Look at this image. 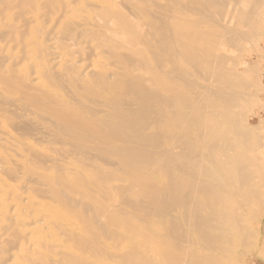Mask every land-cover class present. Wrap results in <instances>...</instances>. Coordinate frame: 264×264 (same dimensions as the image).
<instances>
[{
    "label": "bare ground",
    "instance_id": "bare-ground-1",
    "mask_svg": "<svg viewBox=\"0 0 264 264\" xmlns=\"http://www.w3.org/2000/svg\"><path fill=\"white\" fill-rule=\"evenodd\" d=\"M263 6L0 0V264H224L264 177L229 110Z\"/></svg>",
    "mask_w": 264,
    "mask_h": 264
},
{
    "label": "rangeland",
    "instance_id": "rangeland-1",
    "mask_svg": "<svg viewBox=\"0 0 264 264\" xmlns=\"http://www.w3.org/2000/svg\"><path fill=\"white\" fill-rule=\"evenodd\" d=\"M249 24L251 26L247 27L244 24V26H242V28H239L238 31H240V29L244 31V27L245 28L247 27L250 29V32L248 29V33L249 34L253 33V34H250L251 35L250 38L248 37L249 36L248 34L246 38H249V39L247 40L246 38H243L244 36H246L247 33L244 31L246 34H243L242 32L244 36L241 37L242 39L239 42V47L237 46L239 49L237 48L238 49L237 50L235 48L237 51L235 49L230 50L231 59L234 62V63L231 62L230 68H232L234 71L237 70V73H236L237 75H239L240 72L243 73L244 75L243 74L242 75L243 77L245 76L244 78H246L245 80L247 83L245 85H248V83L250 84L248 86H244L245 87L244 92H246L247 98L245 97L246 94H243V93L239 94L236 97L237 99H235L237 103L234 102L235 103V104L233 103L234 107L232 106H231L232 108L229 107V110L233 111V109L236 108V104H238L237 107L239 109L238 108L235 109L236 113L234 112L235 114L234 118L237 117L241 119L242 117V119L248 118L250 120L249 123H247L246 125V129L250 130V132L249 130H247L248 131L247 135L251 137L255 134V136H253L254 137L253 139L246 141V145H247L246 153L248 156L247 158L250 157L249 159H251V161H254V162H252V165H251V161L248 159L250 161V164L248 163V166L251 169L256 168L258 170L260 168L259 169L260 171L259 170L257 171L255 169L258 172V174H260L261 171H264V170H261L262 169L261 167H263L264 169V148L261 147V145H264V6H263V9L259 12V14H257L253 23L249 21ZM249 24L246 23V25H249ZM243 39H245V41ZM245 71L246 73H244ZM242 75L240 74L239 76L242 78ZM243 98L244 99L246 98L245 99L246 102L240 103V100H242ZM240 109H241V112H240L241 115L239 114ZM232 111L231 113H233ZM237 115H239L240 117ZM252 127H253V130H252ZM249 141H251V143H249ZM255 144L257 147H259V144H260L259 149L256 147L254 148ZM251 147H253L255 150L253 148L252 150H250ZM256 149H258L259 151L258 150L256 151ZM256 153L258 155H256ZM255 155L258 156L257 159L259 158V160L256 161V158L254 160ZM256 162H257V166L260 163L259 166L261 167L258 168L256 165L254 167L253 164H255ZM157 176L155 175L157 179L160 178L159 182L160 183L161 181L163 182L164 179H161L162 176L161 175H157ZM260 178H262L261 183L262 182L263 183L261 184L262 187L261 186L259 187L261 189L260 190L261 195H260L259 200L257 202H252L251 204L246 205L245 208L241 209L240 211L244 217V225H243L242 230L241 229L238 231L233 230L232 232L228 234L229 241H227L228 243L227 248L229 249V255L227 256L226 262L224 264H264V233H263V226H264V181L263 180H264V177H260ZM150 227L152 229L159 228L160 224L157 222H152L150 224ZM245 233H249L250 235V237L248 238L249 240L247 239V241L246 239H243V236Z\"/></svg>",
    "mask_w": 264,
    "mask_h": 264
},
{
    "label": "crops",
    "instance_id": "crops-1",
    "mask_svg": "<svg viewBox=\"0 0 264 264\" xmlns=\"http://www.w3.org/2000/svg\"><path fill=\"white\" fill-rule=\"evenodd\" d=\"M263 233H264V226H263Z\"/></svg>",
    "mask_w": 264,
    "mask_h": 264
}]
</instances>
